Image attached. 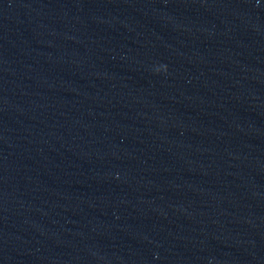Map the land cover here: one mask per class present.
Returning a JSON list of instances; mask_svg holds the SVG:
<instances>
[{"label":"water","instance_id":"1","mask_svg":"<svg viewBox=\"0 0 264 264\" xmlns=\"http://www.w3.org/2000/svg\"><path fill=\"white\" fill-rule=\"evenodd\" d=\"M0 264H264V0H0Z\"/></svg>","mask_w":264,"mask_h":264}]
</instances>
